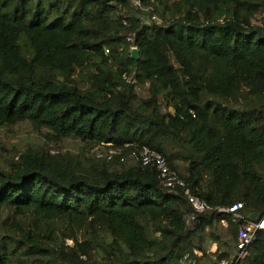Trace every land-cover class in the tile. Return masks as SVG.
Segmentation results:
<instances>
[{
	"label": "trees",
	"instance_id": "16d2710c",
	"mask_svg": "<svg viewBox=\"0 0 264 264\" xmlns=\"http://www.w3.org/2000/svg\"><path fill=\"white\" fill-rule=\"evenodd\" d=\"M130 1L0 0V264H264V0Z\"/></svg>",
	"mask_w": 264,
	"mask_h": 264
},
{
	"label": "built area",
	"instance_id": "2783aa9c",
	"mask_svg": "<svg viewBox=\"0 0 264 264\" xmlns=\"http://www.w3.org/2000/svg\"><path fill=\"white\" fill-rule=\"evenodd\" d=\"M133 6L139 7L140 4L138 0H131L130 1ZM135 48L131 46V49ZM108 149H104V147ZM128 144H123L120 148L111 147L110 144H100L97 147L92 149L97 157H105L109 159L113 155H125L122 152H126ZM130 157L138 160L143 166L153 167L156 170V173L165 186L172 187L177 185L178 187H184L185 184L182 180L178 179L174 176L173 172L169 170L165 159L163 156L155 151L154 149L148 148L146 146L141 147H131V150L128 154ZM184 195L186 198L187 203L191 207L194 213H204L208 206L206 202L192 194H190L187 190L184 191ZM242 208V204L240 202L232 203L231 205L220 208V211L227 212L231 214L234 218H240V209ZM192 219V216L189 217ZM222 225H225L224 221H221ZM264 229V214L259 218L257 221L245 220L240 223L236 231V244L233 250V261L236 262L239 259H242L247 254V245L252 240L253 235L256 230ZM194 256H199L200 253L198 251H193ZM193 259L188 255H183L179 264H193ZM220 264H228L225 262H220Z\"/></svg>",
	"mask_w": 264,
	"mask_h": 264
},
{
	"label": "water",
	"instance_id": "95a60500",
	"mask_svg": "<svg viewBox=\"0 0 264 264\" xmlns=\"http://www.w3.org/2000/svg\"><path fill=\"white\" fill-rule=\"evenodd\" d=\"M130 57H131L132 59H136V58H137V51H136L135 48H132V49L130 50Z\"/></svg>",
	"mask_w": 264,
	"mask_h": 264
},
{
	"label": "crops",
	"instance_id": "0c3cea01",
	"mask_svg": "<svg viewBox=\"0 0 264 264\" xmlns=\"http://www.w3.org/2000/svg\"><path fill=\"white\" fill-rule=\"evenodd\" d=\"M215 248H216V246H215L214 243H212V244H210V245L208 246V250H209L210 252H213V251L215 250Z\"/></svg>",
	"mask_w": 264,
	"mask_h": 264
},
{
	"label": "rangeland",
	"instance_id": "374dc122",
	"mask_svg": "<svg viewBox=\"0 0 264 264\" xmlns=\"http://www.w3.org/2000/svg\"><path fill=\"white\" fill-rule=\"evenodd\" d=\"M153 118H154L155 120H160L161 117H160V116H155V117H153ZM14 133H15V132H14ZM9 135H11V134H9ZM9 141H13V142H14V141H15V138H10Z\"/></svg>",
	"mask_w": 264,
	"mask_h": 264
}]
</instances>
